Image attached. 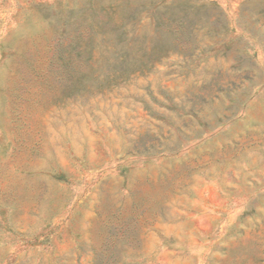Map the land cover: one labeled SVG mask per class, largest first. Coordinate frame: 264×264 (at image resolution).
I'll use <instances>...</instances> for the list:
<instances>
[{
  "label": "rangeland",
  "instance_id": "obj_1",
  "mask_svg": "<svg viewBox=\"0 0 264 264\" xmlns=\"http://www.w3.org/2000/svg\"><path fill=\"white\" fill-rule=\"evenodd\" d=\"M0 264H264V0H0Z\"/></svg>",
  "mask_w": 264,
  "mask_h": 264
}]
</instances>
